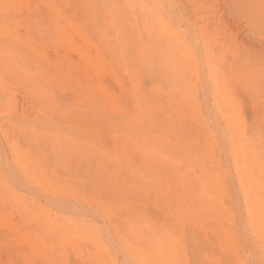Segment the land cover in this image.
<instances>
[{
    "label": "bare ground",
    "instance_id": "1",
    "mask_svg": "<svg viewBox=\"0 0 264 264\" xmlns=\"http://www.w3.org/2000/svg\"><path fill=\"white\" fill-rule=\"evenodd\" d=\"M217 1L0 0V264H264V46Z\"/></svg>",
    "mask_w": 264,
    "mask_h": 264
},
{
    "label": "rangeland",
    "instance_id": "2",
    "mask_svg": "<svg viewBox=\"0 0 264 264\" xmlns=\"http://www.w3.org/2000/svg\"><path fill=\"white\" fill-rule=\"evenodd\" d=\"M230 2V0H218L216 2V8L218 9V12L221 11L220 13L224 15V17L226 18L227 16V19H225L226 22H229L228 24L230 25L231 29L234 30L235 28H237V30L235 31L234 30V34L236 35V32L239 30L240 32H237V37L242 40L244 43H247V45H252V47L254 46L255 49H261L263 46H264V38L261 39V37H264V26L260 29H258L257 31L261 32L262 34H256V31H253V29L251 30V27H249V25L247 24V21L246 18L244 17V15L242 13L238 14L236 13V15H234L233 13V10L232 8L230 7V5H228ZM228 5V6H227ZM218 6V7H217ZM227 6V7H226ZM221 7V8H220ZM226 7V8H225ZM228 7L230 9H228ZM227 10V11H226ZM225 11V12H224ZM223 12V13H222ZM229 12V13H228ZM231 13V14H230ZM231 15V16H230ZM240 15V16H238ZM236 17V18H233V17ZM229 18V19H228ZM240 18V19H239ZM238 19V20H237ZM234 22H233V21ZM236 21V22H235ZM239 21V22H238ZM242 21V22H241ZM233 22V23H232ZM236 23V24H235ZM240 23V24H239ZM242 23V24H241ZM235 24V25H234ZM233 25V26H232ZM237 25V26H236ZM240 25V26H239ZM248 25V26H247ZM235 26V28H234ZM240 28V29H239ZM250 28V29H249ZM253 31V32H252ZM230 30L226 32V34L228 36H230ZM249 36V37H248ZM251 43V44H249ZM256 45L258 47H256ZM261 67V70L264 71V65H261L259 66ZM264 96V83L261 84L260 86V91L256 94L255 92L253 93H248V97H247V101H244L242 104H241V111H242V114L247 118V120L250 119V116H251V106H250V100L253 96ZM199 99L201 100V94H200V91H199ZM204 108V106H203ZM158 217H162V215L159 213L158 214Z\"/></svg>",
    "mask_w": 264,
    "mask_h": 264
},
{
    "label": "snow or ice",
    "instance_id": "3",
    "mask_svg": "<svg viewBox=\"0 0 264 264\" xmlns=\"http://www.w3.org/2000/svg\"><path fill=\"white\" fill-rule=\"evenodd\" d=\"M262 63H264V60H262Z\"/></svg>",
    "mask_w": 264,
    "mask_h": 264
}]
</instances>
